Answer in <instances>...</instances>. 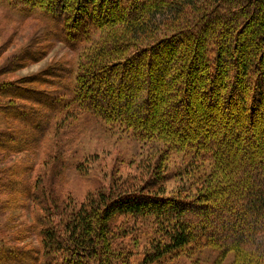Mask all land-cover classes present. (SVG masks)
Listing matches in <instances>:
<instances>
[{
	"label": "trees",
	"instance_id": "1",
	"mask_svg": "<svg viewBox=\"0 0 264 264\" xmlns=\"http://www.w3.org/2000/svg\"><path fill=\"white\" fill-rule=\"evenodd\" d=\"M2 2L22 18L39 14L46 22L35 40L36 50L42 38L58 39L77 52L92 42L95 32L103 37L81 55L75 72L56 74L62 69L58 67L47 70L49 75L0 83V98L7 102L0 104V119L9 120L7 114L11 115L17 130L26 131L0 137L17 142L15 153L28 150L25 138L31 143L30 134L41 124L35 119V109L20 103L25 102L54 110L61 119L52 127L60 130L62 138L64 130L72 127V119L82 123L92 118L97 127L129 134L141 152L137 172L113 170L108 187L89 193L82 201L29 190L39 212L36 223L42 224L41 254L26 255L27 248L22 251L6 244L0 246V261L169 264L209 248L220 253L214 264H224L221 261L229 254L235 256L230 264H264V174L257 169L264 155L247 162L236 159L230 167L223 161L224 150L203 146L193 136L179 138L174 124H140L138 113L130 115L94 93L101 86L111 90L125 85L127 98L138 95L145 107L151 99L158 100V116L186 123L189 129L210 128L217 138L222 134L219 143L228 142L239 124L244 135L237 134L234 142L240 145L250 140L249 148L257 144L264 151V0ZM258 16L262 21L255 28ZM32 49L28 46L29 53H19L17 58L23 61L26 55L36 62L40 52ZM21 64L14 61L1 74ZM115 73L117 80L103 79ZM46 75L67 80L61 92L38 93L28 87ZM140 75L144 84L131 87ZM256 135L258 143L251 140ZM151 141L165 145L155 161L145 156ZM179 154L182 164L170 171L175 166L172 157ZM172 181L180 185L168 193ZM193 223L198 226L191 228Z\"/></svg>",
	"mask_w": 264,
	"mask_h": 264
},
{
	"label": "rangeland",
	"instance_id": "2",
	"mask_svg": "<svg viewBox=\"0 0 264 264\" xmlns=\"http://www.w3.org/2000/svg\"><path fill=\"white\" fill-rule=\"evenodd\" d=\"M261 17L258 16L257 22L253 24L255 28L258 22L264 19ZM45 27L46 22L41 20L39 14L22 18L10 10L7 4L3 2L0 4V83H13L43 73L49 75L50 72H46L47 70L51 71L58 67L62 69L58 70L56 74H60L63 70L75 72L81 55L103 37L102 33L95 32L92 42L77 52L67 49L58 39L42 38L40 41L42 45L37 46L38 50H36L35 40L38 39ZM28 46L33 48L32 52H40V58L36 62L30 61L26 55H24L23 61L17 58L19 53L24 51L29 53L26 50ZM14 61L22 64L15 71L2 75V68L4 69L6 65L9 66ZM142 75L132 80L131 87L144 84ZM41 78L44 80L28 87L36 89L37 92L39 91L38 93L46 92L49 94L61 92L67 83V80L60 81L58 78L53 79L50 76ZM108 78L115 81L118 79V74L103 77L105 80ZM23 86L29 89L26 85ZM160 88L162 87L158 89ZM126 89L125 85H122L111 90L102 86L97 91L93 90L101 101L118 105L120 110H127L130 115L138 113L136 121L140 124L149 122L164 126L174 124L177 127L176 135L179 138L188 139L193 136L203 146L224 150L223 161L229 163L230 167L235 166L234 161L236 159L247 162L250 158L264 155L263 150L257 149L259 146L257 144L249 148L250 140H244L240 145L234 142L237 134L244 135V127L239 124L231 132L228 142L219 143L222 134H219L220 136L218 135L219 138H217L210 128L195 127L189 129V125L186 123H178L175 120L164 118V116H158V111L161 109L158 100L151 99L149 106L145 107L143 100L138 95L127 98V95L124 94ZM5 103L0 98V104ZM20 103L30 105L35 109V119L41 125L37 132L30 134L31 143L25 138L29 146L28 150L22 153H15L17 142L10 143L9 139L0 137V246L9 244L8 246L18 250L27 248L28 250L25 249L26 255L36 253L37 256H40L43 246L39 229L42 228V224L36 223L35 217L39 212L32 202L31 195L28 196V191L31 190V193L39 195H57L61 200L71 197L74 200L82 201L89 193L101 187H108L113 170L118 169L124 174L137 172L141 150L140 145L129 134L120 131L110 132L105 127H97V122L92 118H87L82 123L79 119H72V127L64 130L65 137L62 138L60 130H54L52 127L57 120L60 121L59 119H61L55 115L54 110L50 111L25 102ZM7 117L9 120L0 119V135L12 138L15 131L20 134L26 133L24 130H17L19 127L14 120H10L14 119L11 115L7 114ZM48 124L50 126H47ZM185 131L188 133L185 134ZM23 136L27 137V135ZM251 140H257L256 143H258L259 136L256 135L255 138L253 136ZM210 141L214 143L209 145ZM149 144L148 151L150 150V152L147 151L148 154L146 152L145 156L148 157L149 161L152 159L155 161L165 145L157 144L155 141H151ZM252 149L257 150V152H248ZM182 162V155L173 156L172 163L175 166L171 165L170 171H174ZM140 168L143 169V166ZM257 169L263 175L264 163L258 164ZM252 174L253 171L248 172V177L250 175L251 178ZM177 185H180V181L170 182L168 193ZM20 186L21 188H18ZM12 201H15L16 209H12ZM198 214L197 211L195 215ZM222 222L225 224V221L220 219L219 223ZM197 226V223H193L191 228ZM219 256L220 253L217 250L205 248L199 252L181 256L169 264H214ZM234 258V254H229L221 262L230 264ZM0 263L3 264L2 261Z\"/></svg>",
	"mask_w": 264,
	"mask_h": 264
}]
</instances>
